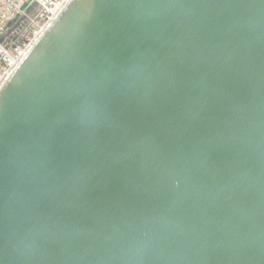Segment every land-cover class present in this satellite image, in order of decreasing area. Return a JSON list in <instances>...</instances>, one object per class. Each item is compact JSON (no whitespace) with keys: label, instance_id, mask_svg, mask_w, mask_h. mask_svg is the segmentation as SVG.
<instances>
[{"label":"water","instance_id":"obj_1","mask_svg":"<svg viewBox=\"0 0 264 264\" xmlns=\"http://www.w3.org/2000/svg\"><path fill=\"white\" fill-rule=\"evenodd\" d=\"M0 264H264V0H70L0 90Z\"/></svg>","mask_w":264,"mask_h":264},{"label":"built area","instance_id":"obj_2","mask_svg":"<svg viewBox=\"0 0 264 264\" xmlns=\"http://www.w3.org/2000/svg\"><path fill=\"white\" fill-rule=\"evenodd\" d=\"M70 0H0V90Z\"/></svg>","mask_w":264,"mask_h":264}]
</instances>
